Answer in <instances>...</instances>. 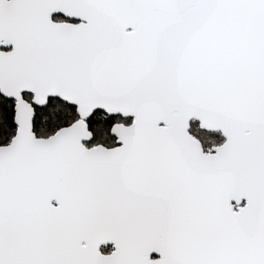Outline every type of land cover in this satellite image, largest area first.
<instances>
[{
	"label": "snow or ice",
	"instance_id": "6c2138e0",
	"mask_svg": "<svg viewBox=\"0 0 264 264\" xmlns=\"http://www.w3.org/2000/svg\"><path fill=\"white\" fill-rule=\"evenodd\" d=\"M0 264H264V0H0Z\"/></svg>",
	"mask_w": 264,
	"mask_h": 264
}]
</instances>
